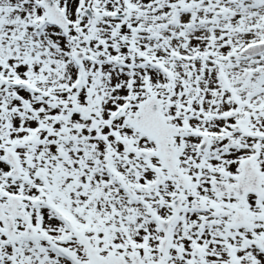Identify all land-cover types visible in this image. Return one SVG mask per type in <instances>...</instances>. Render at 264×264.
Here are the masks:
<instances>
[{
	"label": "snow or ice",
	"instance_id": "snow-or-ice-1",
	"mask_svg": "<svg viewBox=\"0 0 264 264\" xmlns=\"http://www.w3.org/2000/svg\"><path fill=\"white\" fill-rule=\"evenodd\" d=\"M0 264H264V0H0Z\"/></svg>",
	"mask_w": 264,
	"mask_h": 264
}]
</instances>
